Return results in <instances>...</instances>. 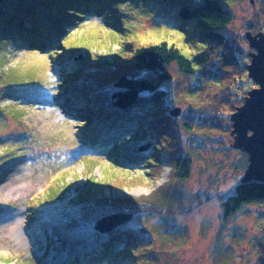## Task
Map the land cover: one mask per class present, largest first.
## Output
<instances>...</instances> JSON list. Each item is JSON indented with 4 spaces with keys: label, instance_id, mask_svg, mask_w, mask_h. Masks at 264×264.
<instances>
[{
    "label": "trees",
    "instance_id": "obj_1",
    "mask_svg": "<svg viewBox=\"0 0 264 264\" xmlns=\"http://www.w3.org/2000/svg\"><path fill=\"white\" fill-rule=\"evenodd\" d=\"M136 1L147 5L155 2L0 0V35H19L33 53L40 50L57 54L64 51L63 41L71 29L81 24L80 19L91 16L103 22L101 17L107 13L125 2L133 4ZM236 1H175L178 6L166 19L168 23L184 31L187 27L194 28L204 43L191 57L175 44L161 40L139 44L136 48L129 45L125 51L115 52L112 60L105 57L94 59L90 55L83 59L71 57L69 62L63 63L61 81L56 82L61 87L57 104L69 117L80 119L82 141L89 144L94 153L106 155L113 164L122 165L118 156L122 150L111 143L113 138L131 133L143 135L147 138L146 143L151 144L150 152L141 157H128V164L123 165L134 169L144 160L153 168L139 174L138 180L153 178V173L159 171L163 164L160 157L164 151L171 168L170 183L186 181L203 139L210 140L215 134L231 135V115L244 103L246 96L243 95L248 94V91L240 94L243 83L252 84L253 87L248 89L256 87L248 76L250 53L247 55L248 63H243L242 51L224 32L232 22L230 6ZM158 11L161 9L157 6L156 12L160 15ZM255 18L254 22L247 23V31L255 32L256 27L264 30V26L258 23L259 18ZM159 19L163 20L161 15ZM179 103L184 107L177 106ZM177 107L182 108L181 114L173 115ZM185 133L189 134L186 143ZM237 150L243 156L242 169L245 170L248 154ZM129 174L109 184L132 180ZM170 183L153 195L165 210L159 213L158 225L148 230L129 221L104 235L95 231V225L106 215L129 212L134 218L147 221L153 218V214L143 209L147 204L141 197H99L98 192L94 195L79 193L80 197H86L83 202L75 203L72 210L65 207L60 210L71 197L67 193L51 195L52 218L29 225L35 237L32 264H166L167 255L186 241V237L167 240V235L175 236V232H180L176 222L180 211L176 210V203L181 196L175 193ZM46 200L37 202L36 213ZM251 203L264 204V183L240 180L222 202L223 217L228 218ZM88 230L93 231L97 238L85 244L73 241L75 235ZM154 237H160L161 241L154 240ZM257 246L260 256L257 264H264V234ZM51 248L54 253L50 262L46 259ZM231 259L232 256L217 254L214 264H228Z\"/></svg>",
    "mask_w": 264,
    "mask_h": 264
},
{
    "label": "rangeland",
    "instance_id": "obj_2",
    "mask_svg": "<svg viewBox=\"0 0 264 264\" xmlns=\"http://www.w3.org/2000/svg\"><path fill=\"white\" fill-rule=\"evenodd\" d=\"M175 1L178 0H155L151 5L143 1L125 2L101 17L103 22L91 16L80 19L81 24L71 29L63 41L64 51L57 54L40 50L33 53L19 35H0V264H32L35 237L29 225L52 218L51 195L67 193L73 198L67 199L60 210L64 207L72 210L75 203L83 202L86 197H80L79 193L141 197L147 204L143 209L152 213L153 218L145 221L133 216L130 221L148 230L158 225L159 213L165 210L153 195L170 186L167 153L162 152L163 164L159 171L144 181L138 180L139 174L153 168L144 160L137 164L141 167L124 166L128 164V157H141L150 152L151 144L146 147L147 138L143 135L131 133L113 138L111 143L122 150L118 156L124 165L113 164L106 155L94 153L89 144L82 141L80 119L69 117L57 104L61 87L56 82L61 81V66L71 57L83 59L91 55L94 59L112 60L115 52H123L129 45L136 48L139 44L166 40L193 56L204 43L194 28L187 27L184 31L168 23L166 19L178 6ZM157 6L163 20L157 15ZM230 8L233 19L224 32L242 51L239 53L242 62L248 63L247 55L254 49L245 37L246 26L257 19L255 16L259 18V25L264 26V0H238ZM262 31L256 27L253 33ZM250 86L252 84L243 83L240 94L249 92ZM177 106L184 107L181 103ZM187 136L186 133L183 136L185 143ZM232 141L230 134L203 139L190 177L182 184L170 183L181 196L176 203V210L180 211L176 215L180 232H175V236L167 235V240L186 237V241L167 255L166 264H214L217 254L232 256L228 264L258 263L257 245L264 234V204L245 205L228 218L222 213L223 200L232 193L244 173L243 156L232 146ZM128 173L132 180L109 184ZM24 183L30 185L28 190L7 194L8 188ZM175 184L182 189H177ZM39 200L46 203L43 202L36 213ZM92 232H77L80 235H75L73 241L90 243L97 238ZM154 240L160 242L161 238L154 237ZM53 251L49 250L47 261L51 262Z\"/></svg>",
    "mask_w": 264,
    "mask_h": 264
},
{
    "label": "water",
    "instance_id": "obj_3",
    "mask_svg": "<svg viewBox=\"0 0 264 264\" xmlns=\"http://www.w3.org/2000/svg\"><path fill=\"white\" fill-rule=\"evenodd\" d=\"M245 37L254 49L249 54L247 70L256 87L249 90L244 103L231 115L232 146L248 154V166L241 181L264 183V32L248 30ZM181 111L182 108L177 107L172 114L180 115ZM132 217L131 213L115 212L100 218L95 229L106 234L129 222Z\"/></svg>",
    "mask_w": 264,
    "mask_h": 264
},
{
    "label": "bare ground",
    "instance_id": "obj_4",
    "mask_svg": "<svg viewBox=\"0 0 264 264\" xmlns=\"http://www.w3.org/2000/svg\"><path fill=\"white\" fill-rule=\"evenodd\" d=\"M30 188V185L29 184H20L19 186H14L12 188H8L7 190V194H11L15 191H23V190H28Z\"/></svg>",
    "mask_w": 264,
    "mask_h": 264
}]
</instances>
